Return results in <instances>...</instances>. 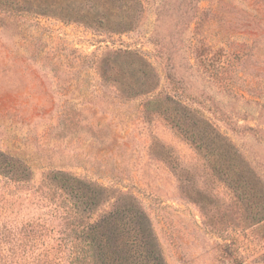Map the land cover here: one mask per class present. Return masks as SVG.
<instances>
[{
    "label": "rangeland",
    "instance_id": "374dc122",
    "mask_svg": "<svg viewBox=\"0 0 264 264\" xmlns=\"http://www.w3.org/2000/svg\"><path fill=\"white\" fill-rule=\"evenodd\" d=\"M54 174L133 200L129 261L264 264V0H0V223Z\"/></svg>",
    "mask_w": 264,
    "mask_h": 264
},
{
    "label": "trees",
    "instance_id": "16d2710c",
    "mask_svg": "<svg viewBox=\"0 0 264 264\" xmlns=\"http://www.w3.org/2000/svg\"><path fill=\"white\" fill-rule=\"evenodd\" d=\"M194 136L191 134V140ZM1 158L5 168L12 165L11 158ZM48 184L54 186L48 192L60 190L67 196L64 195L61 201V193L53 192L48 198L44 197L49 204L46 220L0 223V264H60L58 256L61 257L66 249L70 264H142L147 253H139L137 262L129 261L130 247L126 244L132 242L126 239L141 235L151 240V232L145 215L133 200L130 199L128 208L119 214L99 215L96 209L98 200L108 190L64 174L52 175ZM58 201L64 205L60 206ZM117 216L122 227L119 231L111 227ZM118 233L120 239L127 241L123 243L126 249L122 257L117 256V246L111 243ZM147 256L146 261L148 258L159 261L154 253Z\"/></svg>",
    "mask_w": 264,
    "mask_h": 264
}]
</instances>
